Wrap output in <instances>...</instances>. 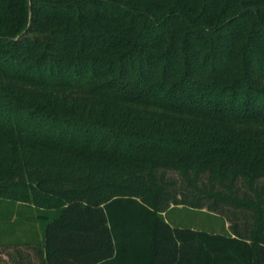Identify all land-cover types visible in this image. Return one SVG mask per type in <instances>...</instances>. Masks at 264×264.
Wrapping results in <instances>:
<instances>
[{
    "label": "trees",
    "instance_id": "trees-1",
    "mask_svg": "<svg viewBox=\"0 0 264 264\" xmlns=\"http://www.w3.org/2000/svg\"><path fill=\"white\" fill-rule=\"evenodd\" d=\"M0 200L27 264H264V0H0Z\"/></svg>",
    "mask_w": 264,
    "mask_h": 264
},
{
    "label": "crops",
    "instance_id": "crops-1",
    "mask_svg": "<svg viewBox=\"0 0 264 264\" xmlns=\"http://www.w3.org/2000/svg\"><path fill=\"white\" fill-rule=\"evenodd\" d=\"M3 203L11 205L8 201ZM15 204L17 209L12 208L13 214L6 213L7 217L0 214V245L10 244L6 248L0 246V264H19L22 260L27 264L30 259L28 255L31 256L34 251L33 245L42 241L43 234L37 222L30 214L21 213V204Z\"/></svg>",
    "mask_w": 264,
    "mask_h": 264
},
{
    "label": "rangeland",
    "instance_id": "rangeland-1",
    "mask_svg": "<svg viewBox=\"0 0 264 264\" xmlns=\"http://www.w3.org/2000/svg\"><path fill=\"white\" fill-rule=\"evenodd\" d=\"M7 201V200H6ZM0 200V214L7 217L6 213L13 214L12 208L17 209V205H9ZM14 209V210H15ZM39 206L34 207L32 204H21L20 211L22 214L36 215V211L40 210ZM163 216L173 225L192 227L196 229H204L211 232L228 233V222L220 215L210 213L205 208L191 209L186 207H173ZM39 230L43 233L42 226L37 223Z\"/></svg>",
    "mask_w": 264,
    "mask_h": 264
}]
</instances>
